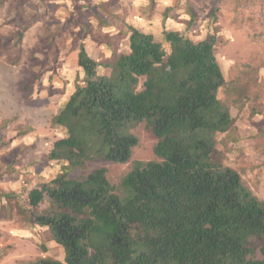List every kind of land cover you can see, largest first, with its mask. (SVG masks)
<instances>
[{
    "label": "trees",
    "instance_id": "1",
    "mask_svg": "<svg viewBox=\"0 0 264 264\" xmlns=\"http://www.w3.org/2000/svg\"><path fill=\"white\" fill-rule=\"evenodd\" d=\"M126 28L129 50L112 60L78 45L82 77L52 118L63 136L46 156L63 170L29 189L21 209L48 229L63 259L35 264H264V202L216 159L232 117L218 97L225 80L215 37L193 42L165 30L159 42ZM137 123L156 139L153 159L133 162L115 186L102 167L70 175L88 163H127ZM252 237L260 259L248 257Z\"/></svg>",
    "mask_w": 264,
    "mask_h": 264
},
{
    "label": "rangeland",
    "instance_id": "2",
    "mask_svg": "<svg viewBox=\"0 0 264 264\" xmlns=\"http://www.w3.org/2000/svg\"><path fill=\"white\" fill-rule=\"evenodd\" d=\"M77 2L81 10L72 0H0V264L63 259L48 229L28 223L21 209L29 189L63 170L62 162L46 156L63 136L52 118L81 77L78 45L98 61L112 60L128 52V24L159 42L165 30L193 42L215 37L225 80L218 97L232 117L230 128L217 136L216 159L264 202V0ZM130 131L138 142L127 163H88L70 175L102 167L115 186L133 162L153 159L156 139L144 123ZM247 247L249 258H261L259 238Z\"/></svg>",
    "mask_w": 264,
    "mask_h": 264
},
{
    "label": "crops",
    "instance_id": "3",
    "mask_svg": "<svg viewBox=\"0 0 264 264\" xmlns=\"http://www.w3.org/2000/svg\"><path fill=\"white\" fill-rule=\"evenodd\" d=\"M133 25V24H132ZM133 26H135V25H133ZM136 27V26H135ZM136 28H138V27H136ZM139 29V28H138ZM142 31V30H141ZM146 33V32H145ZM127 44H128V35H127ZM128 50H129V48H128ZM86 51H87V49H86ZM88 53V52H87ZM89 54V53H88ZM89 56L90 57H92L94 60H96V61H98L97 60V58L96 57H94V56H92V55H90L89 54ZM107 58V57H106ZM105 58V59H106ZM78 68H79V71H80V75H82V69L78 66ZM82 77V76H81ZM74 89V88H73ZM73 89L67 94V96H65L64 98V101H63V103L67 100V98L70 96V94L73 92Z\"/></svg>",
    "mask_w": 264,
    "mask_h": 264
}]
</instances>
